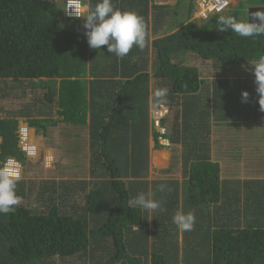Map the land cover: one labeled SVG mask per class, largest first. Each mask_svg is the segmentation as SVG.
Listing matches in <instances>:
<instances>
[{
    "label": "trees",
    "instance_id": "trees-1",
    "mask_svg": "<svg viewBox=\"0 0 264 264\" xmlns=\"http://www.w3.org/2000/svg\"><path fill=\"white\" fill-rule=\"evenodd\" d=\"M181 2L113 0L142 16L148 33L143 50L134 46L118 59L107 46L89 47L65 16V0H0V97L9 96V81L36 79L46 88L40 102L1 105L0 163L14 157L24 164L17 136L24 117L43 135L51 124L86 127L91 174L30 181L29 189L20 180V203L0 214V264H264V111L250 71V62L264 56V35L222 33L216 23L222 15L247 20L246 5L264 0H237L200 23L178 24L173 7ZM206 63L215 75L201 72ZM245 66L246 78L238 77ZM157 88L168 89L161 124L172 173L182 158L181 181L146 180L150 134L161 147L148 122L149 106L160 105L152 96ZM53 105L57 117L44 118ZM247 123L258 128L225 133ZM57 145L63 152L70 147L67 139ZM149 189L165 211L129 208ZM178 210L194 212L192 231L173 223Z\"/></svg>",
    "mask_w": 264,
    "mask_h": 264
},
{
    "label": "clouds",
    "instance_id": "clouds-1",
    "mask_svg": "<svg viewBox=\"0 0 264 264\" xmlns=\"http://www.w3.org/2000/svg\"><path fill=\"white\" fill-rule=\"evenodd\" d=\"M66 2L67 0H65L63 11L67 18L71 20L74 19L75 21L82 20L83 18L85 36L90 48L99 50L102 46H107V50L110 54H114L118 59H122L129 54L134 46L141 50L146 47L148 43L147 26L143 17L136 12L122 10L116 7L113 0H96L94 5L91 3H83L81 0H70V5L67 10ZM230 6H232V0H229V6L224 11H226ZM70 7L72 8V11L69 13L68 10ZM196 7V0H194L193 13L188 20H207L214 14H221L224 12L213 13L206 19H202L196 16ZM66 14L73 17H69ZM251 17L252 19L250 21L249 16L247 17V20H240L235 16L222 15L216 22L218 25L217 29L222 33L230 30L241 37L255 38L259 35H264V10L258 9L254 13H251ZM250 65H252L250 71L253 73L255 78L260 110L264 111V56H261L255 62H250ZM245 70L247 71L249 68L245 66ZM167 95V88H157L152 93L153 99L157 103H160L159 106L166 107L169 113V107L164 104L167 103ZM248 100L249 92L247 90H243L241 93V101L243 103H247ZM157 107L152 106V109ZM24 120L26 119L24 118ZM149 122L150 129H155L151 123L150 113ZM33 128H28L25 123H18V144H20L19 147L24 156L25 154L28 156L34 154L37 148H39L34 142L33 132L35 128ZM30 130H32V138L28 135ZM22 131L24 133H22ZM39 132L42 133L41 130ZM22 134H25L24 139H22ZM161 137L167 139L164 135ZM29 147L30 149H28ZM9 161H11V164L18 169H12L5 166V164ZM0 164V214H7L13 212L15 210V206L20 203V197L17 194V184L21 180L22 162L18 161L14 157H8ZM158 189L163 191V186H158ZM154 197L155 191L152 189H149L146 193H139L135 198L128 201L129 208L139 207L149 212L165 211L162 206V202L156 200ZM195 221L196 217L192 211L184 212L183 210H178L173 216V223L180 231H192L195 226Z\"/></svg>",
    "mask_w": 264,
    "mask_h": 264
},
{
    "label": "rangeland",
    "instance_id": "rangeland-1",
    "mask_svg": "<svg viewBox=\"0 0 264 264\" xmlns=\"http://www.w3.org/2000/svg\"><path fill=\"white\" fill-rule=\"evenodd\" d=\"M180 1H182L181 2L182 4L179 3L176 8L173 7L175 13L177 14L172 15V18L175 20V23H178V24L183 23L185 20H187L188 15L192 14L190 13L191 10L194 9V0H180ZM158 2L161 4H164L166 1L160 0ZM167 2H169V0H167ZM171 2H174V1L171 0ZM235 5H237V0H232V6L234 7ZM247 6L258 7V5H256L255 3L247 4L246 8H248ZM245 15H247V9H246ZM75 22L76 23L74 24V29L79 31V33L81 34H85V28L83 26L82 20H78ZM196 22L200 23L201 20L197 19ZM193 63H196V61L194 60ZM199 69L205 76L215 75L214 73L215 69H212V66L210 63H206V65L199 64ZM244 69L245 68L243 69L239 68L237 70L238 77L246 78V72ZM242 70H243V73H242ZM55 85H57V83ZM0 86H1V83H0ZM4 89L9 93L8 94L9 96H7V98L5 99H2L0 97V107L1 105H6L7 109L11 108V110L13 108V105L18 104L16 108L20 109L24 105L25 102H29V101L30 102H34V101L40 102V99L42 100L44 99L43 94L46 90L43 82L40 80H36V79L34 81H30V80H25V81H20V82L9 81L8 86ZM149 90H150V86H149ZM53 107L55 106L53 105ZM149 107L152 108V105H150ZM52 108H49V111L55 117L56 113L53 112L54 109ZM148 111H151V110H148ZM149 113L152 114L151 112H148V122H149ZM37 115L38 114H34L35 117H37ZM0 117H2L1 114H0ZM20 122L25 123L28 126V128L34 127L36 129L33 132L34 140H37V137L39 136V134H42L41 132H39L41 129L39 130L38 125L33 126L31 121L24 120V117L19 118L18 123ZM40 125L44 126V121H40ZM248 126H250L249 128H251V130H254V129L256 130L258 128V127L255 128L253 126V123H247V124H241V126L239 127L227 128L225 133L227 135L229 134L238 135L244 128H247ZM214 134L212 136L213 138H214ZM260 134L261 133H257L258 136ZM49 135L51 136V140H52V142L50 143L54 145L57 142V138L59 136H57V134H54V133L53 135L48 134V136ZM82 137H83V140H80V142L84 143L83 154L86 152L85 153L86 156L83 155L84 157L83 161L81 158H78L76 160L77 164L73 166L69 164H62L61 162H59L58 164V160H57L58 158H54L51 154H48L47 151H44L43 150L44 146L42 145L38 146L39 148H37L34 154L30 156L25 154L24 164H21V168H22L21 169V180H24V182H27L28 184L27 188L29 189L31 186L29 184L30 181H35L36 182L35 184L39 185L38 182L40 180H45V179H54V178L56 179L67 178L68 179V178H71V176H74L72 178H76V179L89 178L91 176V174L89 173L90 165L86 159L90 153L89 136H88L87 130L82 131ZM231 138L232 137H226L225 139L229 141V139ZM233 138L236 139L237 136H234ZM47 140L43 138L44 143L45 141L47 142ZM38 142H41V139L40 141L38 140ZM252 144H253L252 146L253 148L255 146L254 145L255 143L253 142ZM18 146H20V144H18ZM161 146L162 147L158 149L164 148L163 150L155 151L154 139L151 135L149 136V140H148L149 171H148V176L146 180H148L149 183L157 179H175L176 178L181 181L182 180V177H181L182 158L179 157L178 155L181 153V151L179 152L176 150L175 152L176 155H178V158H177L178 171H175V173H172V171L169 170L170 163L172 162V159H173L171 157L173 156L171 146L170 145L168 146L161 145ZM229 154H233V153H229ZM48 155L50 156L48 157ZM30 199H31V203L33 204L34 201H33L32 195Z\"/></svg>",
    "mask_w": 264,
    "mask_h": 264
},
{
    "label": "crops",
    "instance_id": "crops-1",
    "mask_svg": "<svg viewBox=\"0 0 264 264\" xmlns=\"http://www.w3.org/2000/svg\"><path fill=\"white\" fill-rule=\"evenodd\" d=\"M158 1L160 0H153V2L155 3H158L160 4ZM166 4H170V5H174L176 4L179 0H173L174 2H171V0H169V2H167V0H165ZM188 20V19H187ZM187 20H185L184 22H186ZM82 22H83V18H82ZM183 22V23H184ZM52 109H54V113H56V107H53ZM152 108H150L149 110H151ZM44 118H53L54 116L52 115V113H49V114H44L43 115ZM57 117V116H55ZM72 126L71 125H65V124H58L56 126L54 125H49L48 126V130H45L46 132H48V134H51L53 135L54 134H57V136H59L57 138V142L53 145L51 144L50 142H52L51 140V136L49 135H42V134H39V136L37 137V140H35L34 142L38 145V146H44L43 147V150L44 151H47L48 154H51L54 158H58V164L59 162H61L62 164H72L74 163L75 165L77 164L76 160L78 158H84L83 157V150H84V143L80 142V140H83V137H82V131L84 130H87V128L83 127V126H75L76 128L74 129H69L71 128ZM34 129V128H33ZM65 129V130H64ZM35 130V129H34ZM69 132L71 133L70 135L68 136H65L64 135V132ZM41 139V142H38V140L40 141ZM43 138L47 140V142L45 141V143L43 142ZM67 139V142H68V151L66 152H63L60 147L57 145V143H59L60 141L62 140H65ZM71 145H73L71 147ZM80 146V147H79ZM164 148H162L161 150H163ZM156 150H160V149H155ZM78 151V152H76ZM69 155H68V154ZM71 155V156H70ZM75 159V160H74Z\"/></svg>",
    "mask_w": 264,
    "mask_h": 264
},
{
    "label": "built area",
    "instance_id": "built-area-1",
    "mask_svg": "<svg viewBox=\"0 0 264 264\" xmlns=\"http://www.w3.org/2000/svg\"><path fill=\"white\" fill-rule=\"evenodd\" d=\"M70 5V0L66 2V10ZM196 16L202 19H206L213 13H221L229 6V0H196ZM69 13L72 11V8H69ZM69 17H73L69 14H66ZM151 115V123L152 126L157 130L158 134V141L160 144L168 146L169 141L164 139L163 136L166 133L165 127L161 124L162 119L167 115L168 109L163 106H159L154 108L150 111ZM22 133H24L22 131ZM25 138V134H22V139ZM30 149V147L28 148ZM5 166H8L12 169H18L11 164V161L7 162Z\"/></svg>",
    "mask_w": 264,
    "mask_h": 264
},
{
    "label": "water",
    "instance_id": "water-1",
    "mask_svg": "<svg viewBox=\"0 0 264 264\" xmlns=\"http://www.w3.org/2000/svg\"><path fill=\"white\" fill-rule=\"evenodd\" d=\"M264 10V6H258V7H252V6H249L247 8V17L249 16V19L251 21L252 17H251V13H254L255 11L257 10ZM258 22V21H257Z\"/></svg>",
    "mask_w": 264,
    "mask_h": 264
}]
</instances>
